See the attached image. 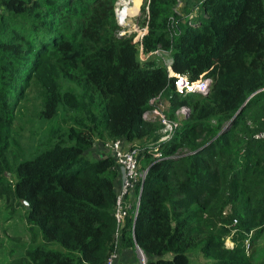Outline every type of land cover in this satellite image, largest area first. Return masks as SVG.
<instances>
[{
    "label": "trees",
    "instance_id": "1",
    "mask_svg": "<svg viewBox=\"0 0 264 264\" xmlns=\"http://www.w3.org/2000/svg\"><path fill=\"white\" fill-rule=\"evenodd\" d=\"M103 1L0 0V142L42 59L76 73L74 83L51 92L45 111L51 119L66 114L71 126L16 167L13 196L30 239L21 252L8 245V256L18 257L10 264H105L115 248H138L145 264H190L192 250L208 264L264 260V142L254 138L262 132L232 136L244 112L264 103V0H145L139 41L115 36ZM82 10L77 43L64 20ZM139 49L147 60L137 59ZM159 50L169 53L173 74L190 84L209 80L207 96L177 94L175 78L153 57ZM157 97L169 120L183 107L191 114L172 139L139 158L147 172L124 195L117 230L115 161L87 152L95 142L159 141L160 120L143 118Z\"/></svg>",
    "mask_w": 264,
    "mask_h": 264
},
{
    "label": "rangeland",
    "instance_id": "2",
    "mask_svg": "<svg viewBox=\"0 0 264 264\" xmlns=\"http://www.w3.org/2000/svg\"><path fill=\"white\" fill-rule=\"evenodd\" d=\"M122 1L132 10L129 12V17L126 21H121L120 23L118 15L122 9ZM122 1L104 0L102 2L105 4L103 17L107 16L108 27L112 28L115 26L117 28L114 32L116 37L133 36L135 40L139 41L144 33V29H142L144 20L142 8L145 0H136L138 2L137 6L132 3L135 0ZM181 5L182 2L177 5V8H180ZM110 10L112 11V18ZM82 11L83 16L77 15L64 20V27L70 28V32L77 43L82 42L80 31L84 30L85 16L88 13L86 10ZM176 25L177 21H172L168 24L167 31L171 35H173ZM78 28L79 30H77ZM153 57L160 62L161 66H168L170 63L168 52L159 50L158 55L154 54ZM147 58L143 56L139 49L137 59L145 61ZM60 68L61 61L54 60L50 56L40 61L37 68L31 73L30 80L25 85L21 99L13 104L10 133L4 135V139L0 142V210L2 211L0 214V264H10L13 260L18 261L17 256L13 260L8 256L7 251L10 249L8 245L20 244L16 247L18 252H21L23 247L26 248L28 246L30 239L24 222V209L16 203L13 196L18 163L23 159L34 157L47 149L55 140L54 135L60 134L61 131L67 132L71 126V123L67 121L68 116L66 114L64 116L59 114L54 119L45 115L51 92L57 90L66 82H75L76 73L74 71H68L63 74ZM163 106V101L161 99L158 100V97L152 100L144 110L146 119L154 118L160 120L158 110L159 107L162 110ZM190 114V110L185 108L184 115H179L178 118H174L171 121L177 126L182 119L188 118ZM249 128H254L256 132H264V103L250 107L244 112L237 129L232 133L233 138L242 140L244 131L249 130ZM246 138L245 135V140ZM110 144L95 142L94 146L87 152V156L89 158H97L100 155H111V151L108 149ZM123 146L124 150L132 147L124 142ZM263 151L264 146L258 149V152ZM186 154V151H179L177 156L182 157ZM144 165L145 163L141 159L137 161L138 174L144 173ZM225 204L226 201L224 200ZM235 224L236 221L233 222L232 226H235ZM5 230L6 232L4 233ZM1 238H3V243ZM224 248L232 250L230 241L225 240ZM133 251L138 256V264H143L145 262L143 254L138 250ZM116 252L118 253V250ZM201 256L202 254L198 253L197 250H192L189 253L190 264H208L210 259H203ZM262 261L264 260L256 261V264H260ZM252 264H255V258L252 260Z\"/></svg>",
    "mask_w": 264,
    "mask_h": 264
},
{
    "label": "built area",
    "instance_id": "3",
    "mask_svg": "<svg viewBox=\"0 0 264 264\" xmlns=\"http://www.w3.org/2000/svg\"><path fill=\"white\" fill-rule=\"evenodd\" d=\"M171 25L173 27V23ZM175 29H177V26L175 27ZM158 53L159 51H155L153 55L154 54L158 55ZM170 65L171 62L168 64V66H165V69L170 77L175 78L174 88L177 94L181 96H186L188 94H193V93L202 94L205 93L209 88V84H210L209 80H201L198 81L197 83L190 84L187 81L186 77L173 74ZM159 99L160 97H158V100ZM184 109L185 107L180 108L178 111H176L175 117L178 118L179 115H184ZM158 111H159L160 123L163 126L162 135L159 141L149 145H133L127 150H124L123 143L121 141L111 143L108 146V149L111 151V156L115 161L116 168L118 169L120 176V187L117 197L116 213H115L117 230L119 229L120 224L123 223V219L125 216V211L123 210L122 207V199L124 195H126L127 192L133 188V183H135V181L141 180L142 182L147 172L144 171L143 174L137 173V166H136L137 160L139 158H142L144 152L155 153L161 144H164L168 142L170 139H172L177 129V126L164 115V113L160 110V107ZM145 114L146 112H144L143 118L146 119ZM254 138L256 140H260L264 142V132L256 134ZM157 157L160 156L158 155ZM137 205L138 203L136 204V206ZM116 251L117 248H115L114 252L108 258L105 264H119L118 253ZM143 264H145V262Z\"/></svg>",
    "mask_w": 264,
    "mask_h": 264
},
{
    "label": "crops",
    "instance_id": "4",
    "mask_svg": "<svg viewBox=\"0 0 264 264\" xmlns=\"http://www.w3.org/2000/svg\"><path fill=\"white\" fill-rule=\"evenodd\" d=\"M116 185H117L116 191H118L120 187V176H118V178L116 179ZM127 195L131 197L132 189L127 192ZM134 250L137 251L138 249L135 248ZM120 252L121 254H118L119 264H138L139 263L138 256L136 255V252L134 253L132 249L122 250Z\"/></svg>",
    "mask_w": 264,
    "mask_h": 264
},
{
    "label": "bare ground",
    "instance_id": "5",
    "mask_svg": "<svg viewBox=\"0 0 264 264\" xmlns=\"http://www.w3.org/2000/svg\"><path fill=\"white\" fill-rule=\"evenodd\" d=\"M122 1V0H121ZM123 2V1H122ZM128 2V1H127ZM134 6H137L138 2L135 0L132 2ZM135 9V8H134ZM132 9L128 7V5L123 2L122 3V9L120 10V13L118 15V17L120 18V23L121 21H126V19L129 17V12ZM135 11V10H134ZM133 12V11H132Z\"/></svg>",
    "mask_w": 264,
    "mask_h": 264
},
{
    "label": "water",
    "instance_id": "6",
    "mask_svg": "<svg viewBox=\"0 0 264 264\" xmlns=\"http://www.w3.org/2000/svg\"><path fill=\"white\" fill-rule=\"evenodd\" d=\"M207 93L208 92H205V93H202L203 94V96H207ZM243 107H244V105L238 110V112L235 114V116L230 120V122L221 130V132L218 134V136H221V135H223V134H225L229 129H230V127H231V125H232V123H233V121L236 119V117L242 112V110H243ZM147 171V170H146ZM23 204L26 206V210H28V205L25 203V202H23ZM136 249H138V248H136Z\"/></svg>",
    "mask_w": 264,
    "mask_h": 264
}]
</instances>
